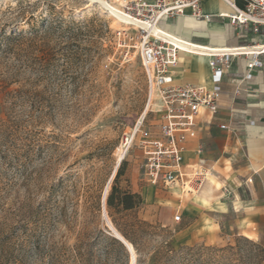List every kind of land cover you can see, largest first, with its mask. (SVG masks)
Returning <instances> with one entry per match:
<instances>
[{
  "label": "rangeland",
  "instance_id": "374dc122",
  "mask_svg": "<svg viewBox=\"0 0 264 264\" xmlns=\"http://www.w3.org/2000/svg\"><path fill=\"white\" fill-rule=\"evenodd\" d=\"M139 41L95 0H0V264H131L114 230L135 264H264V229L190 239L174 208L160 222L164 205L119 204L141 170L137 146L118 161L121 140L159 118Z\"/></svg>",
  "mask_w": 264,
  "mask_h": 264
},
{
  "label": "crops",
  "instance_id": "0c3cea01",
  "mask_svg": "<svg viewBox=\"0 0 264 264\" xmlns=\"http://www.w3.org/2000/svg\"><path fill=\"white\" fill-rule=\"evenodd\" d=\"M207 1L201 3L204 13L231 11L222 0ZM180 17L162 26L173 24ZM209 21L221 25L222 42L228 48L264 44V34L234 28L227 18L214 16ZM178 59L177 65L170 69L174 84L211 87L207 59H193L195 64L190 66L180 64ZM246 61L245 56L232 60L221 84L225 99L218 102L214 114L202 111L198 115L196 137L184 145V163L190 166L200 161L210 173L197 192L182 194L176 186L155 187L143 181L138 171L131 173L129 190L140 195L144 208L155 207L149 206L153 202L164 205L154 215L160 222L170 221L169 208L181 212L186 222L182 234L190 239L201 237L216 242L225 235L259 239L264 229V67L262 72L255 71L251 79H244ZM231 97L234 101L226 99ZM232 121L238 125L220 128ZM246 178H251V182L245 183Z\"/></svg>",
  "mask_w": 264,
  "mask_h": 264
},
{
  "label": "built area",
  "instance_id": "2783aa9c",
  "mask_svg": "<svg viewBox=\"0 0 264 264\" xmlns=\"http://www.w3.org/2000/svg\"><path fill=\"white\" fill-rule=\"evenodd\" d=\"M203 0H128L123 6L130 18L148 26H162L180 16H191L196 20L209 21L214 16L227 18L232 27L242 28L254 35L264 34V0H222L232 8V13L217 15L204 13ZM140 41L137 51L145 73L148 100L144 116L154 103L152 112L159 118L156 128L145 125L142 117L133 128L125 133L120 143L122 159L137 146L141 152L140 176L147 184L168 188L176 186L182 194L197 192L209 170L199 162L184 163V145L196 137L197 117L202 111L214 114L218 102L225 99L221 94L223 75L235 57L245 56L244 79H251L255 71L264 67V44L253 43L237 48H254L248 51H214L205 55L211 70V87L196 84H174L170 69L177 65L180 47L166 41L147 28L137 27ZM253 41V39H252ZM238 92L237 89L235 91ZM234 101V98H226ZM254 124V121H250ZM236 121L220 125L221 129L237 126ZM201 147L197 153L200 154ZM246 178L245 183H250ZM181 215L176 213L174 220Z\"/></svg>",
  "mask_w": 264,
  "mask_h": 264
},
{
  "label": "bare ground",
  "instance_id": "6f19581e",
  "mask_svg": "<svg viewBox=\"0 0 264 264\" xmlns=\"http://www.w3.org/2000/svg\"><path fill=\"white\" fill-rule=\"evenodd\" d=\"M99 3L104 9H106L109 14H111L118 22L124 24L126 26H137L149 29V31L154 34L159 35L166 41L180 47L179 51V63L184 64L185 66L194 65L193 59L197 61L199 59L206 60L205 55L214 52V51H248L254 48H237V49H229L228 46L224 45L222 42V28L219 23L212 21H198L188 16H181L176 24H166L164 26H148L145 23L136 21L129 17L124 11L120 9V5L110 3L106 0H95ZM207 1V0H206ZM208 3V1H207ZM209 5V3H208ZM210 4L209 8L212 10ZM221 12L220 5L218 7ZM225 13L230 14L231 11L227 10ZM192 36L205 38L206 42L194 41L192 40ZM264 48V47H263ZM184 66V67H185ZM120 150V149H119ZM121 157H119L118 161L122 159V152L120 150ZM115 173V171H114ZM113 173V175H114ZM109 184L106 186L105 193L103 196V203L105 202V198L108 192ZM114 235L123 241L126 244L128 250L131 253V264H135V255L133 252V247L131 243L127 242L117 231L114 230Z\"/></svg>",
  "mask_w": 264,
  "mask_h": 264
},
{
  "label": "trees",
  "instance_id": "16d2710c",
  "mask_svg": "<svg viewBox=\"0 0 264 264\" xmlns=\"http://www.w3.org/2000/svg\"><path fill=\"white\" fill-rule=\"evenodd\" d=\"M120 175V171L119 168L116 172L115 175V179L118 178ZM112 190H115V187L112 188ZM107 203L108 205H112L113 204V193H111L108 198H107ZM141 203V197L139 194L136 193H131V192H123L121 194V197L119 199V204L124 208V209H132L136 206H138V204ZM131 245L134 246L133 242H130Z\"/></svg>",
  "mask_w": 264,
  "mask_h": 264
},
{
  "label": "water",
  "instance_id": "95a60500",
  "mask_svg": "<svg viewBox=\"0 0 264 264\" xmlns=\"http://www.w3.org/2000/svg\"><path fill=\"white\" fill-rule=\"evenodd\" d=\"M116 237V236H115ZM117 238V237H116ZM118 239V238H117ZM120 241V239H118ZM121 243L127 248L126 244L121 241ZM128 249V248H127Z\"/></svg>",
  "mask_w": 264,
  "mask_h": 264
}]
</instances>
